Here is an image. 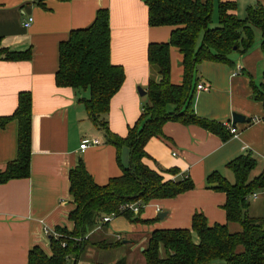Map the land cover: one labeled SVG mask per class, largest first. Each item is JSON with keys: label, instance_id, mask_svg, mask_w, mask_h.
I'll return each instance as SVG.
<instances>
[{"label": "crops", "instance_id": "1", "mask_svg": "<svg viewBox=\"0 0 264 264\" xmlns=\"http://www.w3.org/2000/svg\"><path fill=\"white\" fill-rule=\"evenodd\" d=\"M235 1V14L240 19H244L240 12L244 7L246 16L249 8L264 7V0ZM216 8L218 12V2L214 0L212 22ZM100 9L110 13L111 62L123 67L126 75L121 90L111 101L107 121L113 134L126 138L147 101L152 76L148 47L152 43H168L173 28L150 27L148 7L143 0H0L1 47L16 53L32 52L30 61H0V118L15 113L20 93L32 95L31 175L0 185V264H28L29 253L35 247L51 256L50 236L45 230L74 229L68 220L74 208L69 173L80 161L99 186L123 175L116 148L106 143L104 132L89 125L83 102L89 99V90L60 88L55 81L61 43L68 40L71 31L89 27ZM31 18V26L26 27ZM261 43L262 36H256L251 51L233 55V65L206 62L195 75L196 86H210L208 92L195 93L192 107L198 117L222 123L229 129L233 113H239L251 119V123L238 124V133L224 142L198 126L168 122L163 127L164 137L153 138L146 145V166L166 180L190 178L195 189L174 199L151 201L141 212V220L147 223H131L125 217H117L107 227L98 225L90 237L122 241L130 247V255L139 249L141 255L131 256V263L146 264L143 251L154 231L191 229L196 213L204 215L210 227L227 224L226 194L210 188L207 179L219 173L232 183L231 175L234 183V175L227 166L249 153L257 160V176L264 175V107L252 95L253 84H264ZM182 62L180 51L172 48L171 82L177 86L183 83ZM239 67L242 72L234 77L232 74ZM139 89L146 94L141 96ZM18 134L17 121L0 128V171L17 159ZM85 135L101 144L82 152ZM120 156L122 166L128 168L129 149L124 147ZM170 170H178L179 175L166 174ZM259 194L264 196V190ZM249 211L250 208L248 215ZM231 227L236 232L241 230L237 224H229ZM94 252L89 249L88 257ZM119 261L114 259L110 264Z\"/></svg>", "mask_w": 264, "mask_h": 264}, {"label": "trees", "instance_id": "2", "mask_svg": "<svg viewBox=\"0 0 264 264\" xmlns=\"http://www.w3.org/2000/svg\"><path fill=\"white\" fill-rule=\"evenodd\" d=\"M143 2L148 7L150 27H171L173 31L168 43H152L148 47L152 76L147 101L139 121L129 128L126 138L113 134L107 121L111 101L126 79L124 68L111 62L109 10H98L89 27L71 31L68 40L60 45L56 85L77 92L89 90V99L83 100L88 118L104 132L106 143L116 148L117 162L123 175L111 179L105 186H99L80 161L69 173L74 208L68 220L74 224V229L56 228L60 237L49 238L51 256L40 247H35L29 253L28 264H79L89 249L122 248V241L94 240L90 237L104 216L117 214V217H125L131 223H147L141 220V212L151 201L174 199L195 189L190 178L166 180L144 164V159L148 158L146 145L153 138L164 137L166 123L198 126L224 142L233 137L222 123L195 114L192 107L197 88L195 75L197 68L206 62L233 65V55H244L252 50L257 33L262 36L261 50L264 54V7L249 8L246 18L240 19L235 14L238 9L235 0H217L219 22L218 27L212 28L214 0ZM172 48L178 49L183 56V83L179 86L171 82ZM31 58V50L10 52L1 47L0 40V61L22 62ZM252 95L253 100L264 107V84H253ZM11 121H17L19 125L18 156L0 171V185L11 180L28 179L31 175L30 93H20L15 113L10 117H1L0 128H5ZM124 147L130 151L128 168L121 163L120 153ZM257 165V160L249 153L228 164L227 168L235 178L234 183L219 173L208 177L210 188L226 194V225L210 227L205 216L196 213L191 229L154 231L143 251L146 264H264V214L260 218L248 215L251 196L264 190L263 174L251 178ZM166 174L177 176L179 171L170 170ZM134 203L140 204L138 214L131 211L120 213L123 206ZM229 224L239 225L240 232H231ZM117 264H125V259Z\"/></svg>", "mask_w": 264, "mask_h": 264}, {"label": "rangeland", "instance_id": "3", "mask_svg": "<svg viewBox=\"0 0 264 264\" xmlns=\"http://www.w3.org/2000/svg\"><path fill=\"white\" fill-rule=\"evenodd\" d=\"M239 10H241L240 7H239ZM240 12L242 14H244V15H241V16H244L242 18L245 19V16H246V13H245L246 12V9H245V7ZM217 21H218V12H217V8H216L215 9L214 22H212V25H211L212 28L218 27ZM259 37H261V34L260 33H257V39ZM83 91L84 90H81V92H83ZM89 125H91L93 128L95 127V126H93V124L91 122H90ZM96 129L99 130L98 128H96ZM100 131H102V130H100ZM85 138L90 140V137H88L86 135H85ZM257 175H258V170H255L252 173L251 178H253V177L257 176ZM230 180L233 183L234 180H233V178H232L231 175H230ZM257 194L259 196L258 200L255 199V198H253V196H251V198H250V206L251 207H250L249 215L251 217H253V218L254 217H259V218L262 217V214H263L262 210L264 209V196H260L259 193H257ZM230 231L231 232H236V231H234V229L232 227H231ZM54 232L56 234V236H54V237H56V238L60 237V234L56 230ZM196 240H198V239L196 238ZM46 243H48V242H46ZM145 245H147V243ZM129 249H130L129 246H126L125 247V245H124L122 248L120 247V248H116L114 250H94L95 252H94L93 256H91V258L88 257V255L86 254L87 257L85 256L86 258L82 262V264H110V262L112 260H114V259L117 260V261L122 260V259H126L125 260V264H132L131 263V259H132L131 256H133V257L140 256L141 253H140V251L138 249V250H136L137 252H134L133 254L130 255V254L127 253V251Z\"/></svg>", "mask_w": 264, "mask_h": 264}, {"label": "built area", "instance_id": "4", "mask_svg": "<svg viewBox=\"0 0 264 264\" xmlns=\"http://www.w3.org/2000/svg\"><path fill=\"white\" fill-rule=\"evenodd\" d=\"M32 22H33V19L31 18V19H29L28 22L25 23V26L30 27ZM241 72H242V69L239 67L235 70V72L232 75L235 77V76H238L239 74H241ZM196 91L197 92H208V91H210V86L206 85V84H198ZM229 131L232 135H236L238 133L237 129L233 128L232 126H229ZM100 144H101V142L96 138H93L90 140L87 139V140L83 141L80 148H81V151L84 152L85 150L89 149L90 147L99 146ZM253 198H255V199L258 198V195L257 194L253 195ZM140 209H141V207H140L139 203L128 204V205L123 206L120 209V213H124L125 211H131L134 214H138L140 212ZM116 217H117V214L106 215L101 219L100 225H105V224L111 223ZM45 234L50 236V237L56 236L54 231L51 232L48 229L45 230ZM118 239H121V238L118 237ZM63 246H65V244Z\"/></svg>", "mask_w": 264, "mask_h": 264}, {"label": "water", "instance_id": "5", "mask_svg": "<svg viewBox=\"0 0 264 264\" xmlns=\"http://www.w3.org/2000/svg\"><path fill=\"white\" fill-rule=\"evenodd\" d=\"M140 95L144 96L146 93L142 91V89H139ZM251 123V119L247 118L246 116L239 114V113H233L232 115V127L237 128L238 124H249ZM161 219L164 218V215L159 216Z\"/></svg>", "mask_w": 264, "mask_h": 264}]
</instances>
